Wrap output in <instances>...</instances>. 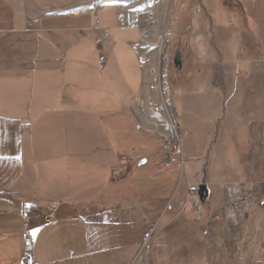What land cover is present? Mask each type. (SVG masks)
Wrapping results in <instances>:
<instances>
[{"label": "crops", "instance_id": "1", "mask_svg": "<svg viewBox=\"0 0 264 264\" xmlns=\"http://www.w3.org/2000/svg\"><path fill=\"white\" fill-rule=\"evenodd\" d=\"M85 1L89 0H0V264H22L29 241L35 264H139L143 250L147 252L150 242L156 245L171 222L193 220V205L186 200L172 205V194L162 200L155 220L158 211L142 198L147 191L141 193L133 183L134 162L141 156L136 150L147 152L154 144L139 148L124 136L132 131L150 135L149 130H155L149 123L160 121L150 109L141 110L150 93L140 61L139 32L118 26V7L143 0H101L95 11L72 12ZM203 3L183 2L169 27L167 0L151 14L152 32L157 38L168 28L172 37L179 33L181 87L191 92L194 78L206 81L209 96L231 95L235 70L214 46L216 20ZM105 7L116 12V26L103 23ZM86 37L92 47L84 45ZM91 54L99 67L96 82L86 57ZM185 64L190 78L182 75ZM238 69L244 71V66ZM67 71H72L69 89ZM188 114L193 116L187 126L181 125L182 137L192 135L189 129L200 124L197 113ZM208 130L210 140L187 145L190 162L206 167L203 180L192 182L187 175L188 191L202 183L210 191L205 221L197 231L206 236L207 226L212 230L227 211L235 213L240 226L241 220L248 224L252 212L260 217L264 210V180L257 172L239 177L218 152L213 128ZM179 147L182 171L187 172L181 142ZM242 184L259 188L246 190ZM261 228L264 224L245 230L249 234ZM206 238L203 245L212 251L216 242ZM196 259L192 256L191 261ZM209 261L212 264L213 256ZM254 262L264 264V257ZM226 264H233L229 255Z\"/></svg>", "mask_w": 264, "mask_h": 264}, {"label": "rangeland", "instance_id": "2", "mask_svg": "<svg viewBox=\"0 0 264 264\" xmlns=\"http://www.w3.org/2000/svg\"><path fill=\"white\" fill-rule=\"evenodd\" d=\"M185 1L171 0L168 17L169 27L173 25L179 8ZM202 1L208 14L216 20L215 25L217 27L213 30L214 42H216L214 46L220 50L224 62L231 64L234 68V85L230 87L231 95L218 94L217 96L208 95L206 81L190 79V86L193 87L191 92L187 91L185 87H181L179 84L180 69L174 66V57L179 53V33H176L174 37L171 35L170 53L173 57V66L170 74V85L176 110L178 115L182 117V126H185L187 120L193 116L188 112L197 113L200 122L198 128L189 129L192 131V135H185L179 141L184 150L182 157L188 161L187 172L182 171L181 154L171 156L166 153L162 149V139L159 136L151 133L148 135L141 131L139 134L137 131H132L124 136L127 140L133 139L134 143L140 145L139 148L154 144L147 152L144 149L136 150V152L141 153V156L137 162H134L135 167H137L133 171L135 177L133 183L136 184L141 193L144 190L147 191L146 195H142V198L150 203L154 211L155 209L158 211L157 214L155 213V220L159 218L162 212V200L168 199L171 194L175 200L172 205L178 201L185 202L186 200L187 202V175L192 182L199 178L202 180L205 178V165H193L190 162L187 145L190 141L201 143L210 140L209 128H213L218 152L229 168L238 171L241 178H244L245 174L249 175L250 173L253 176L257 172L259 174L257 178L264 180V0ZM100 2L101 0L81 2L79 3L80 6L72 9V12L77 13L84 9L90 13L98 8ZM107 8L105 7L102 13L103 23L116 26V12ZM181 19L182 14L180 22ZM166 32H170L169 28ZM83 43L85 46H93L87 37ZM244 46H247L250 51L244 52ZM86 57H89V62L93 68L92 73H95L93 81L96 82L98 80L96 73L99 72L97 59L94 54L86 55ZM137 58L135 55L137 73H140L139 86H141L142 78ZM239 65L244 66V71L238 69ZM189 68L185 64L182 72V75L186 74L188 78L192 75L188 70ZM71 73L72 71H67L64 74L66 89L68 88V80H71ZM106 75H108V71ZM230 77L233 75L231 74L226 78L230 80ZM240 77L243 79L241 80ZM172 83L174 84L173 88ZM180 98H182L181 103ZM126 119L129 118L123 120L126 121ZM205 153L207 155L208 151ZM196 154L201 155L198 152ZM129 157L132 158V155ZM143 159L146 162L139 166V162ZM156 178L158 179L157 182L156 180L153 181ZM213 179L212 169L209 168L207 180ZM158 185L159 188L163 187L161 191L164 192L158 190ZM196 188L198 190V187ZM241 188L256 190L259 185L248 184L244 186L242 184ZM142 198L141 200H143ZM207 199L203 202L199 198L203 206L201 220H198L193 213V220L192 218L187 219L188 223H182L179 220L171 222V225L166 228L167 230L160 235V241L156 245L150 242L147 246V252L143 250L139 264H205V261L211 264L209 261L211 256H213L212 264H226V255L232 258L233 264H247L250 260L254 264H263V262L254 261L264 257V248L261 247L264 228L258 232L252 230L249 234L246 233L245 228L252 227L255 229L257 224H264V210L260 217H256L252 212L248 224L241 220L240 226L235 221V213L227 211L224 220L213 223L214 236H211L212 230L208 226L210 235L207 234L206 236L204 233H197V231L198 225L205 221L204 210L208 203ZM261 202L264 203V195ZM206 237L213 238L216 242L212 251L203 245V242H206ZM251 245L252 248L249 250ZM195 255L196 261H191L192 256ZM147 256L148 259L146 260Z\"/></svg>", "mask_w": 264, "mask_h": 264}, {"label": "built area", "instance_id": "3", "mask_svg": "<svg viewBox=\"0 0 264 264\" xmlns=\"http://www.w3.org/2000/svg\"><path fill=\"white\" fill-rule=\"evenodd\" d=\"M167 0H143L131 5H120L118 7V26L120 28H134L139 32L138 48L140 61L143 65L146 78L148 80V90L150 97L146 103L141 104V110L150 109L160 122L149 123L155 131L149 130L151 134L157 135L162 139V147L171 156L181 154L179 147L182 138L181 117L178 115L173 100L172 89L170 85V74L173 66V57L171 55V33L162 32L159 36L162 44L154 46L152 40L154 37L151 24V14L156 9L163 7ZM158 50V55L154 56ZM196 187H189L187 202L193 205V213L198 220L203 217V206L199 200ZM22 264H35L32 245L29 241L26 250L23 253Z\"/></svg>", "mask_w": 264, "mask_h": 264}, {"label": "water", "instance_id": "4", "mask_svg": "<svg viewBox=\"0 0 264 264\" xmlns=\"http://www.w3.org/2000/svg\"><path fill=\"white\" fill-rule=\"evenodd\" d=\"M174 66L176 68H181L182 67V56L180 54H176L174 57ZM146 162V160L141 161V164H144ZM198 195L199 198L201 199V201L204 202V200H206L209 195H210V191L208 188V185L206 183H202L198 186Z\"/></svg>", "mask_w": 264, "mask_h": 264}, {"label": "bare ground", "instance_id": "5", "mask_svg": "<svg viewBox=\"0 0 264 264\" xmlns=\"http://www.w3.org/2000/svg\"><path fill=\"white\" fill-rule=\"evenodd\" d=\"M153 44H155L154 46L161 45L162 44L161 38L159 39V37H158L156 43H153ZM152 50L156 51V56H157L158 55V50H156L154 48Z\"/></svg>", "mask_w": 264, "mask_h": 264}]
</instances>
